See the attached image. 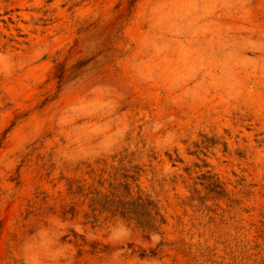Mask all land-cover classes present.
I'll return each instance as SVG.
<instances>
[{"label":"rangeland","instance_id":"rangeland-1","mask_svg":"<svg viewBox=\"0 0 264 264\" xmlns=\"http://www.w3.org/2000/svg\"><path fill=\"white\" fill-rule=\"evenodd\" d=\"M0 264H264V0H0Z\"/></svg>","mask_w":264,"mask_h":264}]
</instances>
